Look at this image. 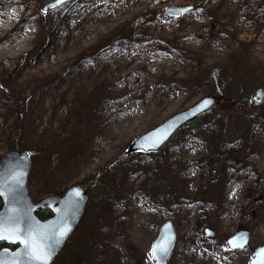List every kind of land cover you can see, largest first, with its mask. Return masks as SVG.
I'll use <instances>...</instances> for the list:
<instances>
[{"label": "rangeland", "instance_id": "rangeland-1", "mask_svg": "<svg viewBox=\"0 0 264 264\" xmlns=\"http://www.w3.org/2000/svg\"><path fill=\"white\" fill-rule=\"evenodd\" d=\"M53 4L0 0V162L10 139H27L33 202L74 185L94 190L59 264H153L166 221L177 235L168 264H250L264 245V102L223 108L238 143L217 147L220 129L208 122L200 138L187 133L156 157L128 148L211 95L198 81L206 72L225 71L239 91L245 70L264 66V0ZM241 229L250 247L226 250Z\"/></svg>", "mask_w": 264, "mask_h": 264}, {"label": "water", "instance_id": "water-1", "mask_svg": "<svg viewBox=\"0 0 264 264\" xmlns=\"http://www.w3.org/2000/svg\"><path fill=\"white\" fill-rule=\"evenodd\" d=\"M71 0H63L62 3L57 4L60 6ZM193 10V7L182 9L168 8L166 13L175 18L187 15ZM207 102L205 105L203 102ZM222 102V98L214 96H206L192 107L177 113L167 119L159 126L144 133L135 139L128 149L129 154L135 153H157L164 148L174 136L189 123L195 121L198 117L207 114L213 108L218 107ZM232 106H236V102L231 100ZM264 102V89L260 88L256 91L254 98L250 102L248 109L258 106ZM242 110V108H240ZM32 169V158L28 153H20L11 151L0 162V198L2 199V207L0 209V218H7L10 215L18 216L19 226L25 231L30 226H37L42 232L51 235L52 233L62 229L65 225L70 227L67 235L63 237L59 244L54 246V251L47 264H54L57 257L66 247L71 236L83 219L89 195L87 190L81 185H75L69 188L65 195L60 196H47L38 202H33L29 195L28 179ZM79 196H76V193ZM74 202V203H73ZM50 209L53 213L52 217L41 220L38 218L37 213L43 209ZM205 235L208 238H213L215 233L210 229L205 230ZM163 237L170 238V246L166 255L161 259L153 260V264H168L171 256L173 255L177 242L176 230L171 221H166L162 224L159 234L151 247ZM233 244H229V240H233ZM227 241V250H244L250 246L251 233L243 229L236 232ZM5 243L8 246L14 247L13 249L4 248L0 250V264H14L15 261H20V264H30V262L22 254L24 246L19 242H11L7 239H0V244ZM238 245H243L238 246ZM264 249V245L257 247L253 254L250 264L256 261L257 264H264V258L258 257L257 252Z\"/></svg>", "mask_w": 264, "mask_h": 264}, {"label": "trees", "instance_id": "trees-1", "mask_svg": "<svg viewBox=\"0 0 264 264\" xmlns=\"http://www.w3.org/2000/svg\"><path fill=\"white\" fill-rule=\"evenodd\" d=\"M239 56L241 55H238L237 58L240 59L239 61H241L242 58ZM212 70L213 69L206 72L205 76H201L203 77L204 81H202V78L199 79L198 81L199 82L201 81L200 85L204 87L207 93L211 94L208 96L222 98L224 101L233 100L237 103V106L239 107L244 106V110L242 111L243 113L246 112V108H248V105L250 104L253 92L259 88L264 89V66H260L252 70H245V75L240 80L241 82H244L245 84L242 86V88L239 91L238 90L235 91L234 88H232L231 86H229V84H227L228 82H225V79H226L225 76L227 75L225 71H221V70L218 71L215 68L213 71ZM247 78L252 79L253 83L251 84V87H248V84L250 82H248ZM225 107H228V111L229 109H234L232 104H230L229 102L222 103L218 107L212 109V111L209 112L208 114H205L199 117L194 122L187 125L171 140V142L167 146H171L173 144L176 145L184 141L185 135H187V133H191L197 139L200 138L202 135V130L204 129V127H206L208 122H213L216 125L215 129H220V136H219L217 147L222 148L224 146L226 147L229 144L238 143L241 139L239 138L237 132H235V129H233V127L230 126V114L227 111L223 110V108ZM242 112L238 111L237 114L241 115ZM248 113H251V112H248ZM21 121L26 126L25 129H27V132H28L29 127H31V126H28V124L32 123V118H30V116H24L22 117ZM26 140L20 138L16 142L10 139L9 140L10 150L18 151V152H28L31 155L32 160L35 163V155H36L35 153L36 152L34 151L35 152L34 153L32 150L33 144L30 145ZM149 155L151 157H156L159 154L156 153V154H149ZM96 179L93 178V180H96ZM98 184L99 182L95 183L94 186L96 187ZM82 186H84V188L88 191L89 201H91L94 196V190H91V186L90 187L88 185H82ZM66 190L67 189L63 190L62 192H58V193L55 192L50 195L63 196ZM95 190L97 191V189ZM1 207H2V199L0 198V209ZM50 216H51V212L48 209H44L38 212V217L41 220H45L49 218ZM2 248H12V247L3 243V244H0V249ZM67 257H70V258L72 257L70 242H68L66 248L63 250L60 256L56 259L54 264H59L61 262V259L67 258Z\"/></svg>", "mask_w": 264, "mask_h": 264}, {"label": "snow or ice", "instance_id": "snow-or-ice-1", "mask_svg": "<svg viewBox=\"0 0 264 264\" xmlns=\"http://www.w3.org/2000/svg\"><path fill=\"white\" fill-rule=\"evenodd\" d=\"M63 0H56V4L50 7H56ZM205 105L207 102H203ZM2 194V193H0ZM79 196V193H76ZM74 203V202H73ZM70 230V227L65 225L58 233L54 232L51 235L42 232L37 226H30L26 231L19 226L18 216L10 215L7 218H0V239H7L11 242H19L24 246L23 256L27 258L30 264H47L48 260L54 251V246L59 244ZM229 240V244L234 243ZM170 246V238L163 237L157 241L152 248V258L159 260L166 255ZM243 246V245H238ZM257 256L264 258V249L257 252ZM14 264H20V261H15ZM253 264H257L253 261Z\"/></svg>", "mask_w": 264, "mask_h": 264}, {"label": "bare ground", "instance_id": "bare-ground-1", "mask_svg": "<svg viewBox=\"0 0 264 264\" xmlns=\"http://www.w3.org/2000/svg\"><path fill=\"white\" fill-rule=\"evenodd\" d=\"M7 6H8V5H7ZM18 6H19V5H18ZM17 16H18L17 14H12V15H11V17H12L13 19H15Z\"/></svg>", "mask_w": 264, "mask_h": 264}]
</instances>
